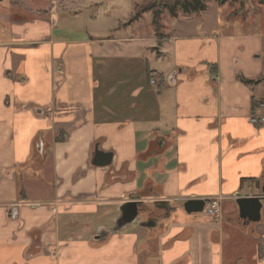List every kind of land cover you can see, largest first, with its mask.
<instances>
[{
	"label": "crops",
	"instance_id": "crops-1",
	"mask_svg": "<svg viewBox=\"0 0 264 264\" xmlns=\"http://www.w3.org/2000/svg\"><path fill=\"white\" fill-rule=\"evenodd\" d=\"M18 1L0 5V264H264L235 204L264 182L260 33ZM216 197L215 218L183 211Z\"/></svg>",
	"mask_w": 264,
	"mask_h": 264
},
{
	"label": "rangeland",
	"instance_id": "rangeland-1",
	"mask_svg": "<svg viewBox=\"0 0 264 264\" xmlns=\"http://www.w3.org/2000/svg\"><path fill=\"white\" fill-rule=\"evenodd\" d=\"M29 2H33L30 7H38V0H28ZM18 0H3L4 5H9L13 9L21 7V5L18 3ZM260 0H207L205 1V10L198 12L194 15L193 20L195 21V24L201 25V31L210 29L212 26L215 28L216 22H218L219 27L224 30H232L237 33H246V32H253V33H260L261 38V65L262 69H264V4L259 3ZM159 0H143L142 2H139L138 5L133 8V1L132 0H83L82 4H85L82 6L85 9V15L90 11L87 7L88 6H97L96 9V15L98 18H100L101 14L105 13V15H108V12H111L110 18L114 20L124 21V24H130L133 23L134 16L136 15L140 20V32L143 35H148V32H153L154 26L151 23V20L148 15L145 13L148 12H154L156 10V6L160 5ZM81 7V6H79ZM155 8L151 9V8ZM80 9V8H79ZM150 11V12H149ZM162 13V21L166 22L165 26L170 25L173 28V25L175 22L169 12H167L165 9H161ZM23 14H29V12H22ZM176 18L178 20H181L180 18H187L189 17L187 14L181 13L178 9H176ZM245 20L246 23L244 25L240 23L241 21ZM228 22H233L230 27H225V25ZM239 22V23H238ZM226 23V24H224ZM238 23V24H237ZM123 26V25H122ZM124 27V26H123ZM121 27V29H123ZM169 28V27H168ZM170 29V28H169ZM175 29V28H173ZM5 30H8V28H5ZM125 30V29H124ZM165 30V29H163ZM157 33H160L161 30L157 28ZM240 35V34H235ZM125 39H129V36H124ZM35 164L33 157L30 158L28 162V166L31 165V167ZM31 174L29 173V176ZM26 177H22V179H25ZM25 182V181H24ZM23 183V182H22ZM29 194L31 195V191H29ZM227 202L220 203L221 209L223 210V213L227 211ZM247 230L249 231L248 235L251 237L252 240H254V243L263 242L264 243V203L261 209V220L258 223H251ZM76 230L73 229V232ZM264 252V248H262L261 253ZM262 255V254H261Z\"/></svg>",
	"mask_w": 264,
	"mask_h": 264
},
{
	"label": "water",
	"instance_id": "water-1",
	"mask_svg": "<svg viewBox=\"0 0 264 264\" xmlns=\"http://www.w3.org/2000/svg\"><path fill=\"white\" fill-rule=\"evenodd\" d=\"M95 165L103 166L110 161V155L96 153ZM264 203V182L258 186L257 193L252 196H240L235 200L239 218L245 223H258L261 220V209ZM203 200H188L182 208L187 215L202 213ZM136 208V207H135ZM136 214V210L134 212Z\"/></svg>",
	"mask_w": 264,
	"mask_h": 264
},
{
	"label": "trees",
	"instance_id": "trees-1",
	"mask_svg": "<svg viewBox=\"0 0 264 264\" xmlns=\"http://www.w3.org/2000/svg\"><path fill=\"white\" fill-rule=\"evenodd\" d=\"M160 5L156 6L155 11L152 13V21L155 25V28H158V16L161 13V9L167 10L172 17L176 15V9L181 11L183 14H195L201 11H204L205 1L207 0H159ZM222 1V0H219ZM260 4H264V0H260ZM134 18H137L135 15ZM245 84H250L252 81H242Z\"/></svg>",
	"mask_w": 264,
	"mask_h": 264
},
{
	"label": "built area",
	"instance_id": "built-area-1",
	"mask_svg": "<svg viewBox=\"0 0 264 264\" xmlns=\"http://www.w3.org/2000/svg\"><path fill=\"white\" fill-rule=\"evenodd\" d=\"M151 84H154V81L150 82ZM250 122L252 124H257L258 122H264V119H256L251 118ZM220 198H211L204 202V207L202 211V215L208 219H212L218 216L219 210H220ZM261 261L264 263V252L261 255Z\"/></svg>",
	"mask_w": 264,
	"mask_h": 264
}]
</instances>
